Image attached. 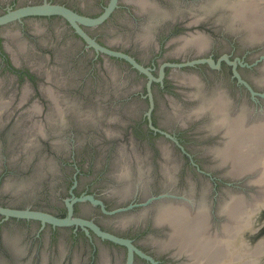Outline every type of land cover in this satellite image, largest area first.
<instances>
[{
	"label": "flooded vegetation",
	"instance_id": "af4514ba",
	"mask_svg": "<svg viewBox=\"0 0 264 264\" xmlns=\"http://www.w3.org/2000/svg\"><path fill=\"white\" fill-rule=\"evenodd\" d=\"M111 1L0 0V15L51 3L97 18ZM79 24L101 46L134 57L154 78L90 44L62 14L0 24V206L80 218L130 245L87 223L60 225L0 212V264H203L193 247L170 242L172 228L157 220L158 213L177 203L192 212L202 206L207 233L221 237L224 204L236 194L246 204L255 198L252 174L231 175L229 164L221 163L216 149L225 136L202 107L221 92L231 113L244 110L249 122L262 117L264 97L253 94L236 70L264 92L256 75L262 74L264 40L249 41L219 0H116L101 22ZM193 34L206 38L207 47L185 45ZM224 54L251 65L237 63L235 70L225 59L217 67L190 63ZM141 102L136 116L133 104ZM80 104L99 108L102 118L79 112ZM112 112L116 116L108 118ZM32 133L37 144L26 145ZM143 135L153 151L141 153L134 145ZM125 147L129 157L120 151ZM122 162L130 172H119ZM245 207H253V215L264 208L261 202ZM252 220L235 228V242L243 240L250 250L260 243L251 240L261 228Z\"/></svg>",
	"mask_w": 264,
	"mask_h": 264
},
{
	"label": "bare ground",
	"instance_id": "6f19581e",
	"mask_svg": "<svg viewBox=\"0 0 264 264\" xmlns=\"http://www.w3.org/2000/svg\"><path fill=\"white\" fill-rule=\"evenodd\" d=\"M219 2L230 7L232 23H237L246 31L249 41L259 42L264 39V0H219ZM194 36L195 38H188L186 41L182 39L185 45L192 42L198 44L199 46L195 44L198 48L203 45L207 47L206 38H202V35L198 38L196 35ZM262 65V74L258 82L264 84V64ZM191 78L193 79V77ZM204 108L209 110L214 117L215 128L221 129L225 136L224 143L216 149L221 163L229 164L228 173L231 175L252 174L251 181L257 185V189L260 191L264 183V114L261 118L256 117L255 120L249 122L248 115L244 110L238 112L235 110L236 113H231L228 100L221 92L209 98L202 107V109ZM196 110L194 109V111ZM240 195H233L232 199L224 204V212L228 217L225 218L226 222L223 221L226 224L223 223L221 237L207 233L210 223L207 228L205 221L209 215L202 206L201 209L198 208V211L192 212L191 207L189 208L186 204L166 205L159 211L157 220L167 222L171 226L170 242L172 240L173 243L184 244L189 248L193 247L192 255L195 258L199 256L200 260L204 262L203 264H224V260L229 259L224 251L227 246L235 247L236 251L232 253V257L239 261L238 264H253L255 253L251 252L243 242H235V238H238L235 233L236 229L238 226L242 227L248 224L246 215L253 208H246V205L252 204L249 202L246 204L245 196L243 198L242 194ZM181 247L184 248V246ZM195 261L197 262L196 259Z\"/></svg>",
	"mask_w": 264,
	"mask_h": 264
},
{
	"label": "water",
	"instance_id": "95a60500",
	"mask_svg": "<svg viewBox=\"0 0 264 264\" xmlns=\"http://www.w3.org/2000/svg\"><path fill=\"white\" fill-rule=\"evenodd\" d=\"M115 4H116V0H112L109 3V6L106 8L105 12L97 18H90V17L80 15L77 12H75V11H73V10L63 6V5H59V4L43 3V4H38V5H26V6L17 7L15 9H9L6 13L1 14L0 15V24L10 22V21L18 19L22 16L31 15V14H52V13L62 14L64 16H66L71 21V23L75 26V28L79 31V33L87 41H89L90 44L98 47L99 49H102L103 51H105L111 55L126 58L127 60H129L133 64V66L135 68H137L141 72L146 73L150 77V79H153L154 76L151 73V71L148 68L144 67V65L139 63L134 57H132L131 55H129L127 53L112 50V49L106 48L104 46H101L94 39H92L84 31V29L80 26L79 22L83 23V24H96V23L101 22L107 16V14H109V12L113 9ZM224 59L227 60L229 63L233 64L235 70H236L237 63H240L241 65H247V66L251 65L249 62L244 61L243 59H241L238 56L235 59H230L228 54L222 55L221 57L218 58L217 61H215L214 58L210 56V57H201V58L193 59L190 63L207 61L213 67H217L220 65L221 61ZM263 59H264V52L262 53V55L258 59V61L263 60ZM236 74L239 75L240 80L250 88V90L252 91L253 94H259V95L264 97V92H259V91L252 89L250 84L246 80H244L242 77H240V74L237 72V70H236ZM149 85H150V82H149ZM0 212L6 214L7 216L14 215V216H18V217L36 218V219H41L43 222L48 221V222H51L54 224H60V225L61 224L75 223V222L76 223H87L90 226H92L93 229L97 233L102 235L103 237L111 238V239H114V240L120 241V242H125V243H128L130 245V242L127 241L126 239L115 236V235L108 233L106 231H103L98 226L91 223L90 221H86V220H83L80 218H73L71 216L57 217L55 215H52V214H49V213H46L43 211L32 210L29 208L17 209V208H7V207L0 206Z\"/></svg>",
	"mask_w": 264,
	"mask_h": 264
},
{
	"label": "rangeland",
	"instance_id": "374dc122",
	"mask_svg": "<svg viewBox=\"0 0 264 264\" xmlns=\"http://www.w3.org/2000/svg\"><path fill=\"white\" fill-rule=\"evenodd\" d=\"M260 62H261L260 63V65H261L263 63V61H260ZM244 73L247 76L250 75V71L249 70H244ZM118 75L120 76L121 74L119 73ZM256 75H257L258 78H260V72H258ZM133 105H134L133 108H134L135 113H136L135 115L136 116L141 115L140 112H139V109H140L139 106L144 107V103H142V102L139 103V104L135 103ZM162 106H164L163 103H159L158 110L160 112L162 111ZM128 108H130V107H128ZM79 109H80L79 112H81V113H83V111L85 113H88L89 118H91V117H95V118H99V119L102 118L101 111H99V108H97L96 110H93V109L89 108L88 106H86L84 104L83 105L80 104V108ZM163 109H165V107H163ZM127 110H129V109H127ZM79 112H78V114H79ZM65 113H63V114L65 115ZM115 116H116V113L112 112V113H110L108 115V118L115 117ZM259 116H262V115L260 114ZM84 117L85 116L83 115V118ZM71 120H73V115L67 113L66 116H65V121L66 122H70ZM40 126H41V124H38L37 130H39L41 128ZM112 131L115 132V128H112ZM41 134H42V132H41ZM140 134L141 133H138L137 135L139 136ZM37 137H38V134L32 133V135L25 141V144L26 145H36L37 141H38ZM146 138H147V136L143 135V139H142V141H140V139L138 137H135L136 143H134V145H137V148L139 149L138 151H140L142 149L141 153L147 152V148H149L150 151H153L152 148L150 149L149 145H146V143H147L146 140H145ZM138 141H140V142H138ZM143 143H145V144H143ZM118 145H126V143L120 142ZM127 145H130V144L128 143ZM155 146H153V147H155ZM125 148H122L120 151L122 152V154L124 156H128L129 157V155H128L129 154V149H128V147L126 149ZM167 148H169V147L167 146ZM136 151H137V149H136ZM122 163L120 164L119 172H121V173H123V171L124 172H130V170L128 168V167H130V165L128 163H124V162H122ZM101 164H102V162L98 163L99 166H101ZM176 166H178V165H176ZM106 172H109V171L106 170ZM256 198H258V199H255V198H254L255 200L251 199L252 201H254L251 204L254 205V203L258 204L259 202H261V205L264 207V183H263V188L260 191H258ZM253 212H254V210L252 211V209H251L246 215V220L248 219L247 226L251 223V221H250L251 218L253 219L252 221H255V222L257 221L259 223V227H261V228L259 229V231L257 233L250 234V237H251V240H254L256 244L259 243V242L260 243L258 244V247L256 249L253 248V250H250V251L255 253V258L256 259L254 260L253 264H264V260H263V258H264V240L262 241V243L260 241L262 238H264V222L260 219V217L264 218V208L258 209V212L256 214H254V215H253ZM256 218H257V220H256ZM242 242L244 244L243 240H242ZM224 251H225L226 255L229 257L228 260L227 259L224 260V264H238L239 263V261L236 258L232 257V253L236 251L234 246H227V248H225Z\"/></svg>",
	"mask_w": 264,
	"mask_h": 264
}]
</instances>
